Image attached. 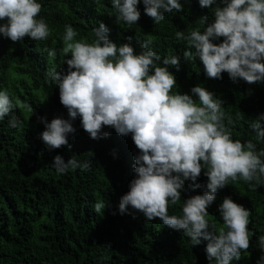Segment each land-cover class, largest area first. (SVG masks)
<instances>
[{
    "label": "trees",
    "instance_id": "obj_1",
    "mask_svg": "<svg viewBox=\"0 0 264 264\" xmlns=\"http://www.w3.org/2000/svg\"><path fill=\"white\" fill-rule=\"evenodd\" d=\"M37 2L43 6L38 19L43 18L49 26L48 39L0 41V90H6L16 105L0 120V264H209L207 241L193 246L183 230H173L159 218L148 221L131 207L120 213L119 202L130 190L135 178L134 157L139 154L131 134L121 136L105 126L102 131L110 133L108 137L91 139L80 117L73 121L75 133L68 136L70 148L49 151L40 134L45 130L42 118L46 122L56 117L69 119L60 103L58 86L48 76L52 68L67 71L65 61L70 54L64 55L62 43L65 25H72L78 33L76 41L91 43L93 29L102 22L110 29L108 38L118 45L131 37L139 53L147 39L153 41L152 50L162 58L178 56L179 71L169 66L177 83L173 92L192 95L191 88L197 85L213 92L224 101L225 124L227 117L233 120L228 125L233 139L255 142L250 124L264 114V83L234 82L226 72L222 79L207 78L203 65L186 59V44L175 38L177 31H202L200 18L208 17L211 22L220 0L205 8L200 7L199 0L187 4L181 0L184 10L166 13L158 25L144 13L141 0V18L130 26L115 22L117 13L111 0ZM221 42L223 38L213 41ZM45 48L56 55L49 57ZM13 116L16 127L9 125ZM260 148H264V142L258 144ZM57 155L65 162L73 156L81 164L91 161L90 168L58 174L51 167ZM204 171L195 182L199 188L185 181L181 200L169 207V215L181 216L184 201L208 191ZM225 197L250 211L248 228L255 233L251 247L232 264H257L262 255L258 238L264 235V186L250 190L239 180L219 190L207 217L218 228L223 227L218 208ZM97 202L105 204L99 213L94 210Z\"/></svg>",
    "mask_w": 264,
    "mask_h": 264
},
{
    "label": "clouds",
    "instance_id": "obj_2",
    "mask_svg": "<svg viewBox=\"0 0 264 264\" xmlns=\"http://www.w3.org/2000/svg\"><path fill=\"white\" fill-rule=\"evenodd\" d=\"M190 0H184V4ZM141 0H111L117 15L115 22L137 24L141 18ZM144 13L155 25L166 13L181 12V0H142ZM217 0H199L202 8L212 7ZM42 4L37 0H0V41H44L49 37V26L39 18ZM214 19L201 17L203 30L193 29L185 34L177 31L175 38L186 44L184 57L198 60L207 78L222 79L228 73L234 82L242 79L248 84L264 83V0H220L213 12ZM3 21H6L4 23ZM110 29L100 23L93 29L91 43L76 41L78 33L72 25H65L62 37L67 71L52 68L48 76L58 86L60 103L67 109L69 119L53 118L43 121L45 130L40 139L49 151L70 148L68 136L76 129L73 121L81 118L83 130L91 139L108 137L102 131L112 127L121 136L131 134L139 150L134 157L135 178L130 190L119 202L121 214L134 212L146 220L156 218L173 230H183L193 246L207 241L206 258L209 264H232L241 253L251 247L248 225L251 213L243 205L225 197L218 211L223 227L210 223L208 208L216 200V193L228 184L243 180L250 190L264 186V114L250 124L255 133L242 142L233 139L228 125L224 101L199 85L191 88L192 95L181 94L169 66L180 68L178 56L161 57L152 50V40H144L136 52L132 38L117 44L108 38ZM223 38L217 44L214 40ZM29 43V41H27ZM49 57L54 50L44 49ZM193 97H196L194 99ZM16 108L6 90H0V120ZM242 119V117H239ZM10 127H16L13 116ZM91 161L81 164L75 156L67 162L57 155L52 168L58 174L69 169L88 170ZM207 177L203 194L191 196L183 202L182 215H169L168 209L181 200L185 181L193 188L202 170ZM105 204L97 202L99 213ZM135 218V217H133ZM262 253L257 264H264V235L258 238Z\"/></svg>",
    "mask_w": 264,
    "mask_h": 264
}]
</instances>
